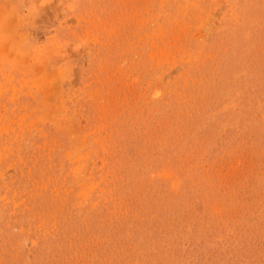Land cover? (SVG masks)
<instances>
[{
	"label": "rangeland",
	"instance_id": "374dc122",
	"mask_svg": "<svg viewBox=\"0 0 264 264\" xmlns=\"http://www.w3.org/2000/svg\"><path fill=\"white\" fill-rule=\"evenodd\" d=\"M0 264H264V0H0Z\"/></svg>",
	"mask_w": 264,
	"mask_h": 264
}]
</instances>
